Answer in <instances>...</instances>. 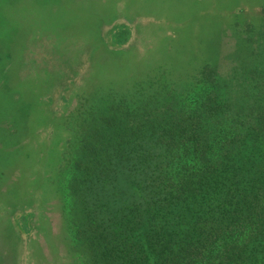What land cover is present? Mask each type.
Wrapping results in <instances>:
<instances>
[{"label":"trees","instance_id":"obj_1","mask_svg":"<svg viewBox=\"0 0 264 264\" xmlns=\"http://www.w3.org/2000/svg\"><path fill=\"white\" fill-rule=\"evenodd\" d=\"M7 1L9 17L1 18L17 30L11 10L24 0ZM248 4L264 12V0ZM234 11L228 20L243 27L232 28L236 57L227 73L216 57L228 24L216 19L214 43L208 35L189 49L183 43L181 63L174 56L163 70L152 64L136 75L128 67L118 86L94 79L65 116L64 220L90 264H264V21ZM1 33L0 25L7 83L17 39ZM14 106L0 107V142L28 134Z\"/></svg>","mask_w":264,"mask_h":264},{"label":"rangeland","instance_id":"obj_2","mask_svg":"<svg viewBox=\"0 0 264 264\" xmlns=\"http://www.w3.org/2000/svg\"><path fill=\"white\" fill-rule=\"evenodd\" d=\"M221 1L227 6L217 11ZM234 1L241 7L232 0H24L11 10L17 30L2 20L9 12L3 10L8 1H1V38L5 30L17 44L13 79H0V107L10 111L22 100L13 110L23 111L18 127L28 134L0 142L6 149L0 156V264H90L68 237L64 220L59 178L67 171L65 116L84 101L94 79L118 86L128 67L136 75L152 64L163 70L174 56L181 63L183 43L189 49L206 35L214 43L220 35L216 19L228 24L216 57L220 72L227 73L236 57L232 28L243 27L228 20L234 10L241 8L257 24L264 21L259 5ZM204 49L213 55L212 48ZM26 74L34 80L21 84ZM28 101L32 106L26 108Z\"/></svg>","mask_w":264,"mask_h":264}]
</instances>
